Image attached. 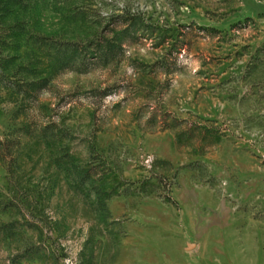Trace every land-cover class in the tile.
<instances>
[{
	"label": "rangeland",
	"instance_id": "374dc122",
	"mask_svg": "<svg viewBox=\"0 0 264 264\" xmlns=\"http://www.w3.org/2000/svg\"><path fill=\"white\" fill-rule=\"evenodd\" d=\"M0 264H264V0H0Z\"/></svg>",
	"mask_w": 264,
	"mask_h": 264
},
{
	"label": "trees",
	"instance_id": "16d2710c",
	"mask_svg": "<svg viewBox=\"0 0 264 264\" xmlns=\"http://www.w3.org/2000/svg\"><path fill=\"white\" fill-rule=\"evenodd\" d=\"M101 57L103 58V56L99 52V56L97 55L94 59H98V58L101 59ZM103 60L106 61L107 59L106 58H103Z\"/></svg>",
	"mask_w": 264,
	"mask_h": 264
}]
</instances>
